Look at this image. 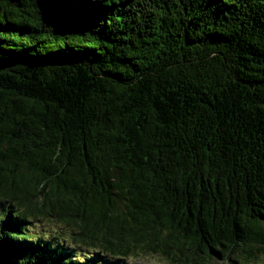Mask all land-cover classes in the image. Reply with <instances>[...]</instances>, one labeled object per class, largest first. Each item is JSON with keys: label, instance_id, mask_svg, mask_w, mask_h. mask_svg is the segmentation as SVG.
<instances>
[{"label": "trees", "instance_id": "trees-1", "mask_svg": "<svg viewBox=\"0 0 264 264\" xmlns=\"http://www.w3.org/2000/svg\"><path fill=\"white\" fill-rule=\"evenodd\" d=\"M147 254L264 256V0H0V264Z\"/></svg>", "mask_w": 264, "mask_h": 264}, {"label": "rangeland", "instance_id": "rangeland-1", "mask_svg": "<svg viewBox=\"0 0 264 264\" xmlns=\"http://www.w3.org/2000/svg\"><path fill=\"white\" fill-rule=\"evenodd\" d=\"M43 228L46 229L48 232L52 230V225L50 222H42L36 225V229ZM124 264H168L166 261H163L159 256L157 255H142L140 257H131L123 261ZM216 264H264V256L259 255V258L257 261L253 263H243L242 261L237 262H224V261H217Z\"/></svg>", "mask_w": 264, "mask_h": 264}]
</instances>
